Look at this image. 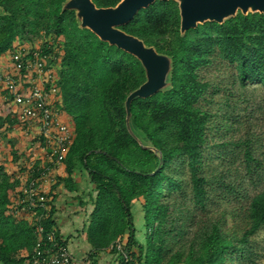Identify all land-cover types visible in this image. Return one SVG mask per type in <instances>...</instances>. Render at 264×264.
<instances>
[{"label": "trees", "instance_id": "1", "mask_svg": "<svg viewBox=\"0 0 264 264\" xmlns=\"http://www.w3.org/2000/svg\"><path fill=\"white\" fill-rule=\"evenodd\" d=\"M65 1L0 0V57L11 53L20 33L45 32L63 46L61 94L75 140L65 177L54 189L62 183L74 191L77 163L95 186L87 232L92 256L122 238L129 260L116 254L117 264H256L251 241L264 230V189L248 196L239 232L228 227L226 212L209 214L212 190L221 193L226 181L203 167L213 116L202 102L214 84L201 73L223 64L236 70L241 85L264 87V14L239 12L223 24L206 22L181 35L178 3L157 1L121 26L174 61L172 87L131 106L135 133L160 152V164L159 155L140 146L125 123V101L145 82L141 63L80 29L75 13L62 10ZM92 1L106 8L121 0ZM244 155L252 171L249 147ZM18 183L0 179V264H25L37 240L27 215L11 212ZM179 193L189 198L187 206ZM53 224L54 218L47 223Z\"/></svg>", "mask_w": 264, "mask_h": 264}, {"label": "built area", "instance_id": "2", "mask_svg": "<svg viewBox=\"0 0 264 264\" xmlns=\"http://www.w3.org/2000/svg\"><path fill=\"white\" fill-rule=\"evenodd\" d=\"M64 49L53 35L16 38L0 64V111L26 142L31 165L15 190L11 212L25 213L37 235L25 264H82L53 224L54 186L65 176V161L75 140L61 94ZM33 155L34 157H30ZM42 161V162H41ZM42 165V166H41ZM129 260L122 238L109 248Z\"/></svg>", "mask_w": 264, "mask_h": 264}, {"label": "rangeland", "instance_id": "3", "mask_svg": "<svg viewBox=\"0 0 264 264\" xmlns=\"http://www.w3.org/2000/svg\"><path fill=\"white\" fill-rule=\"evenodd\" d=\"M30 35L34 34L20 33L17 37L25 40ZM6 57H0V64ZM201 75L214 84L207 100L202 102L213 116L203 167L209 176L224 177L226 181L221 193L217 187L212 190L209 214L218 218L226 212L228 227L239 232L244 224L243 213L248 205V196L264 189V87L255 83L241 85L236 70L223 64H215ZM139 137L150 146L143 134L139 133ZM25 144L13 131L12 122L0 116V179L8 176L19 183L20 179H27L30 168L40 155L34 152L36 160L31 165ZM246 147L254 159L252 171L247 170ZM75 176H88L80 163L76 165ZM186 191H189L188 186ZM177 197L183 200L180 204L188 205L189 198L185 193H179ZM14 198L15 192L10 207ZM182 211L183 217L188 215L184 209ZM251 242L256 264H264V230L252 237Z\"/></svg>", "mask_w": 264, "mask_h": 264}, {"label": "water", "instance_id": "4", "mask_svg": "<svg viewBox=\"0 0 264 264\" xmlns=\"http://www.w3.org/2000/svg\"><path fill=\"white\" fill-rule=\"evenodd\" d=\"M157 1L170 0H121L116 6L97 7L92 0H67L62 10L74 12L80 29H88L102 42L116 46L124 52L134 56L142 65L145 72V82L132 91L125 101L126 128L130 136L145 149L157 153L162 164L160 152L146 146L135 133L131 106L136 99H146L159 92H165L172 87L173 58L159 53L156 48L147 46L144 41L121 29L138 15ZM178 3L181 17V35L190 29L206 22L223 24L234 18L238 13L264 14V0H174ZM3 8L0 7V14Z\"/></svg>", "mask_w": 264, "mask_h": 264}, {"label": "crops", "instance_id": "5", "mask_svg": "<svg viewBox=\"0 0 264 264\" xmlns=\"http://www.w3.org/2000/svg\"><path fill=\"white\" fill-rule=\"evenodd\" d=\"M0 116H3L2 111ZM74 179V191L66 190L62 183L54 190L53 218L59 235L67 241L70 252L84 260L82 264H117V253L111 249L92 256L94 250L88 241L87 232L94 211L91 196L95 186L89 176H74Z\"/></svg>", "mask_w": 264, "mask_h": 264}]
</instances>
